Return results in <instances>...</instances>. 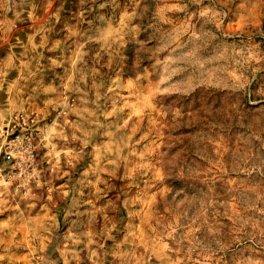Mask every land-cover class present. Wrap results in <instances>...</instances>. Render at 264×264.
<instances>
[{
  "label": "rangeland",
  "instance_id": "374dc122",
  "mask_svg": "<svg viewBox=\"0 0 264 264\" xmlns=\"http://www.w3.org/2000/svg\"><path fill=\"white\" fill-rule=\"evenodd\" d=\"M10 123L0 264H264V0H0Z\"/></svg>",
  "mask_w": 264,
  "mask_h": 264
},
{
  "label": "built area",
  "instance_id": "2783aa9c",
  "mask_svg": "<svg viewBox=\"0 0 264 264\" xmlns=\"http://www.w3.org/2000/svg\"><path fill=\"white\" fill-rule=\"evenodd\" d=\"M11 125H7L6 130L4 127L0 134V176L14 183L17 189L27 190L35 181L38 154L30 136L16 133Z\"/></svg>",
  "mask_w": 264,
  "mask_h": 264
}]
</instances>
